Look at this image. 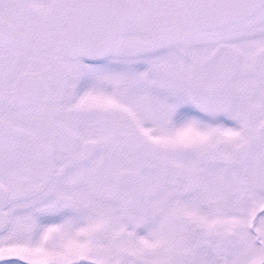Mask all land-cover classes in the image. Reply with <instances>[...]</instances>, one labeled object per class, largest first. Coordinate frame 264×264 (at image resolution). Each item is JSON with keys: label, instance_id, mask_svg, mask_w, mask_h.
<instances>
[{"label": "snow or ice", "instance_id": "obj_1", "mask_svg": "<svg viewBox=\"0 0 264 264\" xmlns=\"http://www.w3.org/2000/svg\"><path fill=\"white\" fill-rule=\"evenodd\" d=\"M0 264H264V0H0Z\"/></svg>", "mask_w": 264, "mask_h": 264}]
</instances>
